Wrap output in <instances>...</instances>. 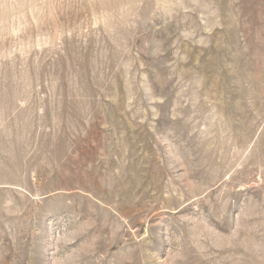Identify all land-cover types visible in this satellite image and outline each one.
Returning <instances> with one entry per match:
<instances>
[{
    "label": "rangeland",
    "instance_id": "374dc122",
    "mask_svg": "<svg viewBox=\"0 0 264 264\" xmlns=\"http://www.w3.org/2000/svg\"><path fill=\"white\" fill-rule=\"evenodd\" d=\"M0 264H264V0H0Z\"/></svg>",
    "mask_w": 264,
    "mask_h": 264
}]
</instances>
